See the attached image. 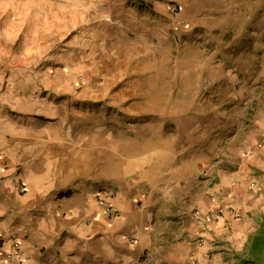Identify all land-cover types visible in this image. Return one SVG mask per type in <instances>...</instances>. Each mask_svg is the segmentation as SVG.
Listing matches in <instances>:
<instances>
[{
    "label": "crops",
    "instance_id": "0c3cea01",
    "mask_svg": "<svg viewBox=\"0 0 264 264\" xmlns=\"http://www.w3.org/2000/svg\"><path fill=\"white\" fill-rule=\"evenodd\" d=\"M197 1L152 19L131 0H0V264L14 242L24 264H238L264 215V116L227 165L209 121L261 98L243 63L259 54L189 44L237 20Z\"/></svg>",
    "mask_w": 264,
    "mask_h": 264
},
{
    "label": "rangeland",
    "instance_id": "374dc122",
    "mask_svg": "<svg viewBox=\"0 0 264 264\" xmlns=\"http://www.w3.org/2000/svg\"><path fill=\"white\" fill-rule=\"evenodd\" d=\"M131 1L132 2L135 1L136 5L134 4V7L137 8V10L139 8L146 11L147 14L152 19L162 16L163 11H164L163 14H167L175 19L178 16H181L182 13L181 5L176 3L165 4L161 2L163 0H147V2L145 0H131ZM200 3L203 4V8L200 9L202 14L199 15V17L201 16L206 19H209L207 15H209L210 17L212 16L216 17L218 15L219 16L226 15L227 18V16L233 15L237 17L236 18L237 20H235L236 21L235 24L234 22H232L233 29L231 30L227 29V27L230 26L228 20L226 23L225 22L219 24L215 23V25L207 24V27L202 29L194 28V35L208 33L210 34V36L208 35L207 37H205V39L202 40L193 39L189 44L194 45L197 44L198 42H201L204 44V47L207 48V50H210V48H216L223 45L224 43L222 42L225 39V41H228L230 43L232 42L231 43L232 45L234 44L237 45L239 43L244 47H246L247 49H252V50L256 49L259 54V55H253V51L251 55L246 54V56L243 57L244 60L243 63L246 67V71L249 70L248 72H249L250 83L252 85L255 84L256 86L262 83L263 90H262L261 98L259 100L258 99L253 100V98H251L250 100L247 99V102L249 103H247L246 105H233V107L236 106V109L237 107H239L240 109L246 108L245 112L240 111V113L238 114L236 110L232 115L230 116L226 115L227 119H223V120L215 119L213 121H209L211 122V124H209L210 134H212V137L216 141V144L219 146V148L220 147L222 148V152H219V154L214 158L215 162H217V160L219 159H220L219 161H221L222 159L224 160V162L222 163L224 165H227L228 164L227 162L231 161L230 157L236 155V150L233 149L238 148L239 144L242 141L241 133L243 126H247V124H249V127L246 128V130L244 131V133L247 134V132H249L251 129L250 122L256 119L259 120L261 116H264V95H263L264 94V54L260 55V53H264V50H262L264 49L262 48L264 47V0H244L242 4L240 3L239 8L236 9L231 8L230 10H228V8L223 9L222 7L215 8L213 7V5H209L210 2L205 0H198L197 2H195V4H200ZM172 5L178 6L180 10L177 13H173L170 7ZM210 7H213V9ZM196 9L198 10L199 8ZM219 19L221 20V18ZM207 21L209 22V20ZM211 26H214V29L211 31L210 30L207 31V28ZM181 27L183 30L177 31L176 29H172L171 34L174 35L175 33H177L179 35L180 33V36L184 40L185 33L186 31H188L189 26L185 28V25L181 24ZM131 38L132 37L127 39L128 45H132ZM183 46L186 45L184 44ZM185 50L187 51V49L181 47L179 64H183L184 62L183 55L185 53ZM135 52L137 51L133 49L131 53L134 54ZM190 54H191V56L189 57L190 62L194 64L193 58L197 56H193L194 54L193 51H191ZM127 57L128 54L125 56V58ZM214 58L215 59L213 64H217L218 60L222 59V56L219 53V55H216ZM236 58L237 57L234 54L233 55L230 54L229 59L226 58L225 61L226 63H230V64L237 63ZM45 60L46 58L43 59V62ZM191 67H194V65L191 64ZM115 71L116 69L112 67L111 69H109V71L105 72L104 74L106 75V79L113 78V80H117L116 79L117 73ZM80 77L81 80L86 79L85 76L83 75H80ZM89 78H94V77L93 75H90ZM256 94H257V90H256ZM111 111L112 110H110V112ZM119 115L120 113L118 112V116ZM135 123L136 121H134L133 124ZM239 129H240L239 133H236L238 132Z\"/></svg>",
    "mask_w": 264,
    "mask_h": 264
},
{
    "label": "trees",
    "instance_id": "16d2710c",
    "mask_svg": "<svg viewBox=\"0 0 264 264\" xmlns=\"http://www.w3.org/2000/svg\"><path fill=\"white\" fill-rule=\"evenodd\" d=\"M238 264H264V215L258 221V228L253 233L244 250L236 255Z\"/></svg>",
    "mask_w": 264,
    "mask_h": 264
},
{
    "label": "built area",
    "instance_id": "2783aa9c",
    "mask_svg": "<svg viewBox=\"0 0 264 264\" xmlns=\"http://www.w3.org/2000/svg\"><path fill=\"white\" fill-rule=\"evenodd\" d=\"M171 11L173 13H177L180 9L176 5H172ZM182 25H185V28L188 27V25L185 22L181 23ZM24 186H21V191L23 192L25 189ZM104 203V201H101ZM105 217L108 219H112L115 217V213L113 212L111 206L106 205L105 207ZM2 247V244L0 243V248ZM7 262L8 264H24L26 262V258L23 257L20 253V243L19 242H14L12 243L11 247L9 248L7 252Z\"/></svg>",
    "mask_w": 264,
    "mask_h": 264
}]
</instances>
